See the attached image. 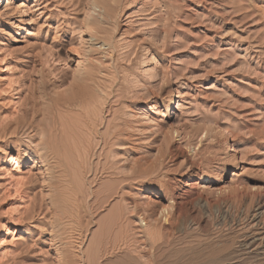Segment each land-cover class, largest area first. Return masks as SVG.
I'll return each mask as SVG.
<instances>
[{
  "label": "rangeland",
  "instance_id": "rangeland-1",
  "mask_svg": "<svg viewBox=\"0 0 264 264\" xmlns=\"http://www.w3.org/2000/svg\"><path fill=\"white\" fill-rule=\"evenodd\" d=\"M93 2L0 0V264H79L106 223L112 238L142 239L144 216L152 234L175 229L178 249L203 241L219 251L252 195L253 213L264 197V0ZM87 74L102 106H90L97 129L111 121L120 133L109 148L113 174L94 182L88 173L78 184L84 199L65 193L51 206L57 193L34 162L40 138L16 126L33 105L44 119L48 98ZM121 175L131 177L122 192L93 212L91 192ZM261 216L253 236L264 231ZM257 241L247 264H264V237Z\"/></svg>",
  "mask_w": 264,
  "mask_h": 264
},
{
  "label": "bare ground",
  "instance_id": "bare-ground-1",
  "mask_svg": "<svg viewBox=\"0 0 264 264\" xmlns=\"http://www.w3.org/2000/svg\"><path fill=\"white\" fill-rule=\"evenodd\" d=\"M106 3L107 0H95L94 5L97 7H100L101 5L104 7V9H106L105 8ZM90 28L91 31L92 30H95L96 32L99 31L101 27H100V23H98L97 21V18L95 17L91 18ZM71 73L72 76L70 77L74 78L75 75L73 74H75L76 71L69 72V74ZM92 77L93 76L90 74L85 75L83 82L79 83L78 85H73L71 88L72 90H70V93H68L64 97L61 98L55 97L56 99H54V97L53 98L49 97L48 99L50 103L47 105L46 110L44 109V111H42L44 113V117H43L44 119L41 118L40 121L37 120L39 114L38 112L39 108L33 105L32 115H31L32 117L28 115V112H26L22 117V119L18 122V125L16 126L18 130L20 129L23 130L24 128L25 131H28L29 129H32L33 132L35 133L33 136H31V139L33 137L40 138L41 142L37 144L39 148L37 149V145H36L35 147L36 151L33 150L35 151L34 154L38 157L37 159L34 160V162L40 164V166H43L45 168V170L47 171L46 178L48 179V187L50 188V190L57 193V196L53 194L55 196V197L53 196L54 201H53V197H51L50 200V202L52 201L51 206L53 202H55L57 205V202L59 203L65 197H67V196H63L65 193L66 194L69 193V195H71L70 196L71 198H74L75 200H79V202L80 199L81 200L84 199L85 192L82 191L81 187L78 184L79 181L83 180V178L84 179L88 178L87 177L88 173L93 172L94 177L92 178L94 182L100 181L98 180V176L101 173L103 174L106 173L110 177L113 174V172L110 170L112 169V167L108 165V157L110 155L109 153L111 152L109 148H111L112 147L111 145H113L115 142L121 141L120 133L118 130L113 129L115 125H113L111 121H108V123H106V130H107L106 133L102 134V132H100L97 129V126L100 125L99 120L101 118L98 119L99 114L97 115L98 113L96 112L97 108L95 107L96 109L92 108L91 110L90 106L94 104L92 106L94 107L96 106L95 104L97 103L99 104L97 105L98 108L99 106L100 107L102 106L100 105L101 104L100 101L98 102L99 99H96V96L93 94L94 92L92 93L91 91L92 88L90 87L89 81L92 79ZM73 110L78 111L77 115L75 116L69 115L71 113L70 111ZM111 128L113 130H111ZM82 132L84 133L83 135ZM99 145L100 147L99 149H97ZM27 155H29L30 157L34 156L33 153L30 152H27ZM93 157H96V160H93ZM104 158L107 161L103 163L102 160ZM134 169H136V167H134ZM133 174H135V172H133ZM129 178L131 177L121 175L117 179V182L108 181L112 185L116 184L115 187H113L110 183L107 182L101 184L102 189H100V191H94V190L92 192L90 191L91 194H93V198L91 200L92 202H90L91 210H94L93 212H96V210H98L99 207H102L106 202H108L111 196H113L115 193L116 194L119 192L121 193L122 192L121 190H123L122 187L124 183L127 182ZM94 182L91 183L94 184ZM160 193L164 194L165 191H161ZM262 195H259V197L257 198L256 201L257 203L255 205L256 208L254 207L255 208L254 213H253V195H252L250 204L248 206L249 215L246 218H244L245 220L244 222L242 221L240 223L239 222L237 223L233 219L234 221L233 224L235 226L234 227L235 229L231 225L229 226V229H227L228 227L224 229L225 231L223 232H225V234H223L224 236L221 239L222 242L219 247V251L217 252L214 250L215 248L214 249L210 248L211 245L209 246V248L211 249L210 252H207V249L206 250L204 249L205 247L203 241L199 243L193 242L194 244L191 243L192 245L187 244L188 246L186 248L184 247L185 249L183 248L178 249L175 247L176 245L175 232H174L175 229L172 230L173 228H171L170 232L164 233L158 231V233L152 234L150 232L152 230L151 228H154L155 226L147 222L146 219H144L145 216L143 215L144 217L140 218L142 220V223L145 224V228L143 231V234H145L143 238L145 239L142 238L143 241H140L142 239L139 240L137 237L135 238L134 236L133 239H135V241L133 239L131 240L132 237L128 238L127 236L118 237L117 235L116 236L113 235L112 238V236L109 234V232L112 233V231H108L109 225L107 226L106 223V226H103L102 233L100 232V234L94 235L96 236L95 240L91 238L92 243L90 244L89 248L96 249V251L93 250L95 251V253H90V251H88L89 249L87 250L88 252L86 250L83 251L80 259L78 258L79 264H247L248 262L246 263L245 259L246 257L253 254V244L254 243L256 244V242H258L257 240L263 242L262 240L264 237V231L260 232L259 231L260 228L259 230H257L258 233L255 232L258 235L253 236V222L256 221L259 217L262 218L261 215L263 214L264 211V197ZM64 200H68V199H64ZM70 204L72 203H69V205ZM41 208L42 209L44 208L43 205H41L40 209ZM165 209L167 210V208ZM126 210L127 208L123 207L121 208V211H119V218L120 217L123 218L122 220L125 219L126 214L124 215V212ZM68 215H70V213ZM224 221H225L224 224L227 226L228 224L227 218H225ZM110 224L111 227L112 222H110ZM257 225L259 226V224ZM231 229L234 230L232 231ZM261 230L263 229L261 228ZM230 235L233 236L234 238L236 237L233 241L234 244V246L232 245L233 247L229 243ZM160 236L164 238V241L161 242L159 240L160 241L159 243L158 238H160ZM257 236L259 237L256 238ZM138 242L140 245L138 244ZM144 242H147L146 246L150 245L148 250L146 249V246L141 247L142 244H144ZM156 242H158V244H156ZM232 248L234 249L232 250ZM97 258H100L101 260Z\"/></svg>",
  "mask_w": 264,
  "mask_h": 264
}]
</instances>
